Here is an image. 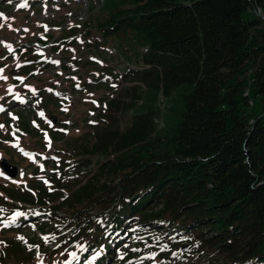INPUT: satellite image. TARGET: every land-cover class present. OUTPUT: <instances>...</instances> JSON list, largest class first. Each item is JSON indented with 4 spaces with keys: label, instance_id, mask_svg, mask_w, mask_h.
Here are the masks:
<instances>
[{
    "label": "trees",
    "instance_id": "16d2710c",
    "mask_svg": "<svg viewBox=\"0 0 264 264\" xmlns=\"http://www.w3.org/2000/svg\"><path fill=\"white\" fill-rule=\"evenodd\" d=\"M124 1L130 8L96 30L104 40L132 32L147 51L120 75L131 83L120 98L130 101L107 102L100 126L74 148L79 168L95 172L72 184L55 177L21 202L78 236L93 230L77 260L109 264L138 239L166 246L165 262L210 253L264 264V0ZM184 84L193 90L171 110L170 137H155L154 111L120 128L143 88L169 96ZM256 101L257 115L249 112Z\"/></svg>",
    "mask_w": 264,
    "mask_h": 264
},
{
    "label": "rangeland",
    "instance_id": "374dc122",
    "mask_svg": "<svg viewBox=\"0 0 264 264\" xmlns=\"http://www.w3.org/2000/svg\"><path fill=\"white\" fill-rule=\"evenodd\" d=\"M129 8L124 0H69L59 7L54 0H0V14L9 18L0 20L4 25L0 27V69L8 78L0 79V107H6L0 112V125H4L0 129V198H8L7 203L0 201V264H99L92 258L77 260L94 238L93 230L78 236L74 225L63 226L60 219L31 214L30 206L21 200L27 193L35 196L43 187L51 189L55 177L72 184L95 172L93 166L79 168L74 148L100 126L107 102L130 101L128 95L120 98L131 85L120 75L130 66H141L145 48L132 32H116L103 40L96 28L115 11ZM260 11L257 15L262 16ZM5 45H11V53ZM192 90V85L184 84L164 96L143 88L141 100L119 115L118 124L123 130L134 115L154 111L155 137H170L175 120L171 110L178 111L182 98ZM22 96L23 103L15 102ZM262 107L256 101L249 112L257 115ZM3 158L18 168L14 178L1 168ZM16 212L25 218L12 221ZM138 241L127 243L109 264H138L141 257V263L147 264H230L226 256L210 253L179 260L171 255L170 262H165L168 255L161 249H149ZM114 243L110 240L109 246ZM73 252L75 257L70 255Z\"/></svg>",
    "mask_w": 264,
    "mask_h": 264
},
{
    "label": "snow or ice",
    "instance_id": "6c2138e0",
    "mask_svg": "<svg viewBox=\"0 0 264 264\" xmlns=\"http://www.w3.org/2000/svg\"><path fill=\"white\" fill-rule=\"evenodd\" d=\"M20 7L21 8H23V7H25V5L24 4H21L20 5ZM9 18L8 17H5L3 14H0V20H4V21H7ZM4 25L3 24H0V27H3ZM46 27V26H45ZM23 31H25V32H27L28 31V29H23ZM5 47H7V49H8V51L11 53L12 52V47H11V45H5ZM54 63H59V61H53ZM3 69H0V79H3V80H7L8 78L6 77V76H4L3 75ZM7 91H8V93H11L12 92V88L11 87H9L8 89H7ZM18 98V97H17ZM66 110V109H65ZM4 111V109L2 108V107H0V112H3ZM41 115H43L42 113H41ZM12 119H16L15 117H12ZM4 128V125H0V129H3ZM52 159L53 160H56V157H52ZM41 170H43V168L41 169ZM0 175H3V173L2 172H0ZM21 177H23V175H24V173L23 172H21ZM5 178H7V177H5ZM13 183H17L15 180H13L12 181ZM45 183L47 184V181H45ZM0 211H2V210H0ZM24 214L23 213H21V212H16V213H14L13 214V216L11 217V220L12 221H15L17 218H19V217H21V216H23ZM5 227H7L8 225L7 224H5L4 225ZM19 239H21V240H23L24 238L23 237H19ZM47 237L45 238V241L47 242ZM57 247H59V245H57ZM165 248H166V246H164V247H162V251L163 250H165ZM133 251H138L137 249H133ZM63 254V253H62ZM71 256H73V257H75V253L73 252V253H71L70 254ZM175 255V254H174Z\"/></svg>",
    "mask_w": 264,
    "mask_h": 264
},
{
    "label": "water",
    "instance_id": "95a60500",
    "mask_svg": "<svg viewBox=\"0 0 264 264\" xmlns=\"http://www.w3.org/2000/svg\"><path fill=\"white\" fill-rule=\"evenodd\" d=\"M1 167L10 178H14L16 176L18 171L17 167L11 165L7 160H1Z\"/></svg>",
    "mask_w": 264,
    "mask_h": 264
},
{
    "label": "built area",
    "instance_id": "2783aa9c",
    "mask_svg": "<svg viewBox=\"0 0 264 264\" xmlns=\"http://www.w3.org/2000/svg\"><path fill=\"white\" fill-rule=\"evenodd\" d=\"M66 0H54V6H60L62 3H64ZM80 2H83V0H79ZM256 12V10H255ZM256 14H261L260 9L258 8V11L256 12ZM144 51H147L146 49H144Z\"/></svg>",
    "mask_w": 264,
    "mask_h": 264
},
{
    "label": "bare ground",
    "instance_id": "6f19581e",
    "mask_svg": "<svg viewBox=\"0 0 264 264\" xmlns=\"http://www.w3.org/2000/svg\"><path fill=\"white\" fill-rule=\"evenodd\" d=\"M88 0H83V2H87ZM81 19V18H80Z\"/></svg>",
    "mask_w": 264,
    "mask_h": 264
}]
</instances>
